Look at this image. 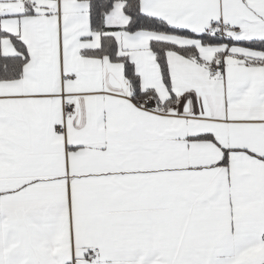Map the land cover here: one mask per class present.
Segmentation results:
<instances>
[{"label": "snow or ice", "instance_id": "1", "mask_svg": "<svg viewBox=\"0 0 264 264\" xmlns=\"http://www.w3.org/2000/svg\"><path fill=\"white\" fill-rule=\"evenodd\" d=\"M0 264H264V0H0Z\"/></svg>", "mask_w": 264, "mask_h": 264}]
</instances>
